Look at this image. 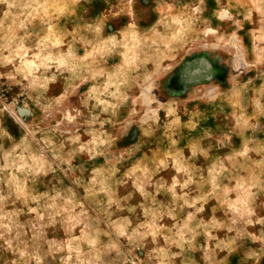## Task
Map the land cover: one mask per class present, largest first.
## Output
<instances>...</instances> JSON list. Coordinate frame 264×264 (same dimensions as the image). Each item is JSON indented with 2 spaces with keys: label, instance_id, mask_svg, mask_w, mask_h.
Masks as SVG:
<instances>
[{
  "label": "rangeland",
  "instance_id": "rangeland-1",
  "mask_svg": "<svg viewBox=\"0 0 264 264\" xmlns=\"http://www.w3.org/2000/svg\"><path fill=\"white\" fill-rule=\"evenodd\" d=\"M0 264H264V0H0Z\"/></svg>",
  "mask_w": 264,
  "mask_h": 264
}]
</instances>
